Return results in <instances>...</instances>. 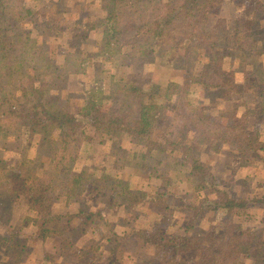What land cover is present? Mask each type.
I'll return each instance as SVG.
<instances>
[{"label":"rangeland","instance_id":"obj_1","mask_svg":"<svg viewBox=\"0 0 264 264\" xmlns=\"http://www.w3.org/2000/svg\"><path fill=\"white\" fill-rule=\"evenodd\" d=\"M27 1L34 13L30 21H25L41 26L48 16L51 21H48V34L47 27L40 30L36 27L35 31L32 29L33 35L38 41L45 42L49 53L55 55L56 50L59 59L64 54L58 50L67 48L63 43L64 27H71L75 17L86 22L102 13L97 9L98 0H88L92 4H85L86 11L80 15L79 6L68 2H65L63 14L56 0ZM41 1L45 2L42 6ZM88 11L90 14L85 18ZM211 16L217 19L218 29H227L220 31V34L226 31L224 36H228L230 29H236L237 21L243 17L253 18L254 38L261 50L264 44V0H225ZM54 22L63 25L60 34L54 31ZM87 31L91 41L82 43V56L86 57L82 70L73 74L62 90L50 88L48 91L60 98L68 94L69 99H62V103L68 105V112L79 116L69 130L71 136L85 135L76 158L63 162L59 168L53 167L50 145L46 140L33 136L30 143L26 139L14 142L8 135L0 134V157L3 158L0 174L5 169L18 168L20 164V168L34 175L52 176L50 196L55 199L52 212L70 215L68 220L62 218L69 225L62 238L33 237L32 226H20L23 204L0 193V239L19 232L11 240L19 239L22 243L17 264H161L162 259L156 255L153 245L143 238L154 230L167 234L188 233L199 240L212 231L218 234L229 231L235 236L239 233L246 243L239 248L237 257L244 264H260L264 259V150H251L248 145L236 141L222 142L219 133L206 132L195 125L199 117L188 112L185 119L191 117L187 127L191 156L203 161L213 174V177H207L208 181L215 178L214 186L199 188L198 184L202 182L194 179L197 182L193 184L188 172L191 160L185 159L183 152H147L138 137L118 132L99 137L78 112L87 105L88 99L83 98L87 90L95 91L104 101V107L114 108L119 103L116 90L123 82L142 80L148 91L146 103L155 106V111L164 117L175 116L188 100L194 112H219L236 104L240 106V116L249 107L247 127L264 142V85L262 91L256 83V74L263 65L235 61L239 66L235 68L237 73L233 78L239 82L244 76L241 67L245 66L248 71L258 67L256 72L248 74L247 83L240 84L242 94L231 90L227 95L222 89L198 86L182 92L188 100L175 103L177 87L171 85L167 88V85L171 81L180 82L184 76V67L179 62L181 46L158 48L154 45L153 55L145 56L141 55L143 49L140 46L132 44L134 31L118 34L109 46L95 36L94 29ZM6 38L13 41L14 33L7 34ZM93 38L100 43H91ZM221 41L224 65L235 66L232 58L237 51L232 50L227 41ZM5 43L9 51L11 45ZM131 51L140 58L135 60L129 56ZM257 57L264 63V51ZM156 86L158 89L153 93L152 88ZM14 91L16 95L23 94V91ZM165 93L170 95V101H165ZM164 128V122H160L159 127L152 129V138L160 140ZM50 131L48 137H55L57 131ZM230 198L244 206L227 211L223 203ZM17 224L19 229L15 226ZM186 229L189 230L185 232ZM7 245L9 243H0V264L6 263L7 254L13 251L11 247L7 250ZM166 259L170 256L167 255ZM172 264H195V261L175 259Z\"/></svg>","mask_w":264,"mask_h":264},{"label":"trees","instance_id":"obj_2","mask_svg":"<svg viewBox=\"0 0 264 264\" xmlns=\"http://www.w3.org/2000/svg\"><path fill=\"white\" fill-rule=\"evenodd\" d=\"M224 1L98 0L97 9L102 11L100 15H95L93 19L86 22L79 16L75 17L71 27H64L63 43L67 45V48H64L65 51L58 50L59 53L64 54L60 60L56 56V50L55 55L49 53L48 49H45V42L38 41L33 35L36 27L39 30L47 27L48 34V21H50L48 16L43 25H32L25 21H30L34 13L31 3L27 0H0V134L8 135V138L13 139L14 142L26 139L30 143L33 141V136L46 140V143L50 145V163L53 167L59 168L64 164L63 162L76 158L85 135L71 136L69 130L79 120V116L68 112V105L62 103V99H69L68 94L60 98L49 94L48 91L50 88L62 90L71 76L82 70L84 66L82 62L86 58L82 56V43L91 41L88 40L87 30L92 29L95 36L103 39L107 46L122 32H136L132 44L140 46L143 49L141 55L145 56L153 55L155 47L181 46L183 50L180 52L179 62L184 67V76L180 82L171 81L167 85V88L171 85L177 87L175 103L188 100L182 92L198 86L222 89L227 95L231 90H234L236 94H242L240 84L247 83L248 74L256 72L258 67L249 71L245 66L241 67L244 76L239 82L233 78L237 73L235 68L239 66L235 65V61H238V64H246L250 61L252 65H263L258 73L260 75L256 74V83L263 91L264 63L260 58L258 59L257 54L264 51V44L262 43L259 50L260 44L256 43L255 33H253L254 20L247 16L243 17L242 21H237L236 29H230L228 36H224L227 29H218L217 19L211 16L223 6ZM43 2L41 1V6ZM65 2L78 5L79 15L86 11L85 4L89 3L88 0L83 2L56 0L59 4L58 9L63 14H65L63 10L66 7ZM89 14L90 11L86 13L85 18H88ZM54 27L57 34L62 32L63 25L54 22ZM95 27L100 29L96 30ZM221 30L226 31L220 34ZM12 32L15 39L8 41L6 35ZM221 39L224 42L227 41L232 50L237 51L232 58V64L235 66L224 65L222 60H225V57L221 53L224 45L221 46L223 43ZM5 42L11 45L9 51ZM91 43L99 44L100 41L93 38ZM133 53L134 51H131L128 55L135 60L140 58ZM251 54L256 57H251L253 56ZM144 86L142 80L123 82L119 90H116L119 103L114 108L104 107L102 98L98 97L95 91L87 90L83 97L85 100L88 99L87 105H84L82 111L78 113L81 112L92 127L93 133L99 137L118 132L138 137L147 152H183L185 159L191 160L188 172L193 176V178L190 177L191 180L193 179V184L197 182L194 179L202 182L201 185L198 184L199 188L214 186L215 178L208 181L207 177L211 178L213 174L203 161L191 156L187 131L191 117L185 119L188 112L199 117V120H195V125L203 131L219 133L222 142L236 141L235 143L240 145H248L251 150H264V142L260 141L257 134L247 127V119L251 112L249 107H246L245 112L240 116L238 113L240 106L236 104H230L228 108L219 112L208 110L194 112L188 100L184 101V108L174 114L175 116L164 117L155 111V106L152 107V104L150 106L146 103L148 91ZM15 89L23 91V94L16 95V91L13 92ZM155 89L158 87L152 88L153 93ZM169 96L167 93L164 94L165 101H170ZM160 122L165 124L164 135L160 140L153 139L152 129L159 127ZM50 130L57 131L55 137H48ZM2 162L3 158L0 157V168L3 167ZM51 182L52 176L34 175L20 168V164L18 168L5 169L0 174V193L9 200L17 199L23 204L20 226H32L33 237L62 238L61 235L69 226L62 221L63 217L67 220L70 218L68 213L52 212V202H55V199L50 196L53 189ZM223 204L227 211H234L244 206L231 198ZM15 226L19 229L18 224ZM232 228L235 229V227ZM188 230L186 229L185 232ZM16 234L19 235V232L0 239L1 244L9 243L6 246L7 250L10 247L13 248V251L7 254L4 264L19 262V248H22V243L19 239L11 241ZM238 235L235 236L229 231L224 234L212 231L199 240L198 237L188 233L167 234L162 230H154L150 235H143V238L153 245L156 255L162 259L161 264H172L175 259L188 260V262L193 260L195 264H244L237 256L239 248L246 243V239L242 234L238 233ZM167 255L170 259H166ZM8 258L12 262L8 261ZM260 264H264V259Z\"/></svg>","mask_w":264,"mask_h":264}]
</instances>
